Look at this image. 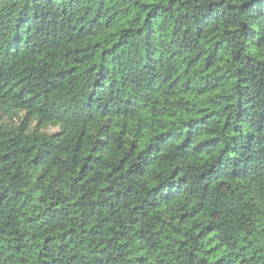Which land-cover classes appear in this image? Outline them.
Returning a JSON list of instances; mask_svg holds the SVG:
<instances>
[{"label":"trees","instance_id":"obj_1","mask_svg":"<svg viewBox=\"0 0 264 264\" xmlns=\"http://www.w3.org/2000/svg\"><path fill=\"white\" fill-rule=\"evenodd\" d=\"M0 264H264V0H0Z\"/></svg>","mask_w":264,"mask_h":264},{"label":"rangeland","instance_id":"obj_2","mask_svg":"<svg viewBox=\"0 0 264 264\" xmlns=\"http://www.w3.org/2000/svg\"><path fill=\"white\" fill-rule=\"evenodd\" d=\"M48 131H49V132H55V131H56V129H55V128H51V127H50V128H48Z\"/></svg>","mask_w":264,"mask_h":264}]
</instances>
